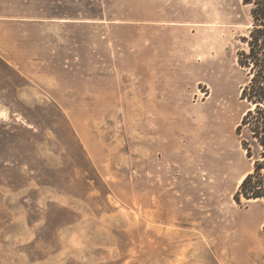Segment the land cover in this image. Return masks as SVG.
Instances as JSON below:
<instances>
[{"label": "rangeland", "instance_id": "1", "mask_svg": "<svg viewBox=\"0 0 264 264\" xmlns=\"http://www.w3.org/2000/svg\"><path fill=\"white\" fill-rule=\"evenodd\" d=\"M250 23L244 0H0V264H264V199L234 197Z\"/></svg>", "mask_w": 264, "mask_h": 264}, {"label": "trees", "instance_id": "2", "mask_svg": "<svg viewBox=\"0 0 264 264\" xmlns=\"http://www.w3.org/2000/svg\"><path fill=\"white\" fill-rule=\"evenodd\" d=\"M251 19L248 35L243 38L246 49L239 51L237 63L248 77L240 99L246 105L236 134L240 138L251 170L242 179L235 200L264 199V0H244Z\"/></svg>", "mask_w": 264, "mask_h": 264}, {"label": "bare ground", "instance_id": "3", "mask_svg": "<svg viewBox=\"0 0 264 264\" xmlns=\"http://www.w3.org/2000/svg\"><path fill=\"white\" fill-rule=\"evenodd\" d=\"M243 177H244V176H242V177H241V179H240V183H241V181H242ZM256 200H257V199H256ZM256 200H252V201H256Z\"/></svg>", "mask_w": 264, "mask_h": 264}]
</instances>
